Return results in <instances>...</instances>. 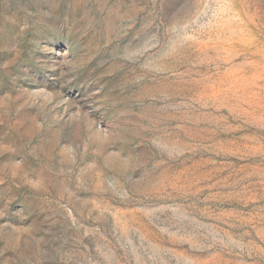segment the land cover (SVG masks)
I'll list each match as a JSON object with an SVG mask.
<instances>
[{
    "label": "rangeland",
    "instance_id": "1",
    "mask_svg": "<svg viewBox=\"0 0 264 264\" xmlns=\"http://www.w3.org/2000/svg\"><path fill=\"white\" fill-rule=\"evenodd\" d=\"M0 264H264V0H0Z\"/></svg>",
    "mask_w": 264,
    "mask_h": 264
}]
</instances>
